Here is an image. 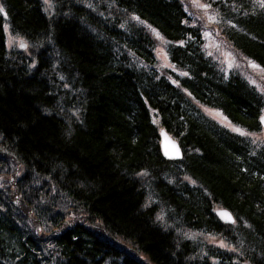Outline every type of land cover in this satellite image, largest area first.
<instances>
[{"label":"trees","instance_id":"1","mask_svg":"<svg viewBox=\"0 0 264 264\" xmlns=\"http://www.w3.org/2000/svg\"><path fill=\"white\" fill-rule=\"evenodd\" d=\"M203 1L264 70V3ZM202 107L261 129L181 0H0V264H264V144Z\"/></svg>","mask_w":264,"mask_h":264},{"label":"rangeland","instance_id":"2","mask_svg":"<svg viewBox=\"0 0 264 264\" xmlns=\"http://www.w3.org/2000/svg\"><path fill=\"white\" fill-rule=\"evenodd\" d=\"M187 8L189 14L197 20V24L200 25L202 30V37L204 41V47L208 54L215 58L225 70L233 69L242 75L251 85H253L261 94L264 96V70L259 67L255 62L247 59L244 56L239 55L235 52L227 40L222 36L219 26L218 19L209 6L203 0H181ZM263 2L264 0H256ZM6 27V26H5ZM158 46L156 51L159 55V60L162 66L172 68V65L166 58L163 47H161L162 39L156 36ZM19 37L12 35L8 30L6 31V43L7 47L17 48L19 45ZM205 114L215 119L221 125L225 126L231 131L238 133H245L253 140L260 141L264 144V129L258 132H246L241 127L231 123L219 110L202 107ZM264 114V109L262 111ZM261 114V115H262ZM207 242L217 244L222 247H226L225 243L214 236L203 235Z\"/></svg>","mask_w":264,"mask_h":264},{"label":"water","instance_id":"3","mask_svg":"<svg viewBox=\"0 0 264 264\" xmlns=\"http://www.w3.org/2000/svg\"><path fill=\"white\" fill-rule=\"evenodd\" d=\"M19 48L24 50L26 44L22 39L19 40ZM261 126L264 129V114L259 117ZM159 149L162 156L168 160H178L182 158L183 151L178 141L173 138L164 128L159 129ZM216 216L224 223L231 224L234 222L232 213L225 207L214 209Z\"/></svg>","mask_w":264,"mask_h":264}]
</instances>
